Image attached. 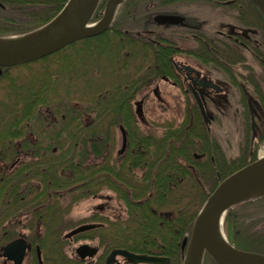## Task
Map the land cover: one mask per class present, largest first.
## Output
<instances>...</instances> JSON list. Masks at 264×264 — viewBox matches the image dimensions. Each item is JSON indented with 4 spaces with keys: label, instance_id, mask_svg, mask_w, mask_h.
Wrapping results in <instances>:
<instances>
[{
    "label": "trees",
    "instance_id": "1",
    "mask_svg": "<svg viewBox=\"0 0 264 264\" xmlns=\"http://www.w3.org/2000/svg\"><path fill=\"white\" fill-rule=\"evenodd\" d=\"M65 2L66 0H0V36L26 33L43 25L61 9ZM104 2L103 0L99 1L90 21L93 22L100 17ZM134 2V0H126L120 3L111 24L104 32L79 39L37 60L53 65L57 63L54 74L66 73L65 75H69V77L72 73L71 66H74L72 61L74 52L85 50L90 51L85 54L88 57L91 56L99 64L107 63V65L113 66L120 61L138 55L141 59L152 61L154 65L159 63L165 65L170 55L168 48L146 46L143 41V43L136 44L135 42L142 37L121 31L126 23L133 22L134 17L135 23L139 19L140 21L145 19L143 14H136ZM249 4L255 19L249 25H253L252 27L259 31V36L254 37L256 42L251 45L252 55L260 63L263 75L264 17L252 2ZM201 50H205L207 54L202 52L203 60H212L213 55L205 43L201 44ZM223 56L221 58L226 59ZM86 62L87 60L80 62L81 68L80 71H76L77 75H87V71L82 67ZM29 63L18 65H28ZM220 64L227 71L231 70L222 63ZM11 67H15V65L2 67L0 79L6 74V69ZM58 70L60 74L57 72ZM160 76L171 75H111L112 84L94 100L96 104H93L92 108L97 113L89 125L82 121L79 122L80 118L73 108L64 111L59 109L58 112L66 114L58 116V127L53 125L54 127L48 129L42 123L41 129L38 130L33 125L31 129L33 134H36L35 137H38L39 142L35 141L32 144L28 140L16 142L17 144L13 143L12 139L22 134L21 123L25 119H35L34 114H31L35 108L38 110L42 104H62L63 98L50 97V88L46 84L42 85L37 92L31 90V86L28 84L19 90L12 84L10 85L13 88L8 86L9 93L5 95V98L9 102L10 109L6 110V113L0 118V162H4L8 157L12 158L13 155L15 157L22 155L23 144L26 148H34L35 153L29 157L30 162L20 163L13 172H8L5 165L0 171V246L15 237L17 229L14 225L16 220L13 219L23 212L27 210L31 212L35 205L43 203L40 205L43 207H39L37 210L36 217L41 221L45 219V227L48 229L49 226L54 225L56 217L59 221V216L55 215L57 207L56 205L52 206L49 199L55 202L57 196L67 194L71 196L70 201L72 202L80 197L95 195L104 182L108 181V186L125 206L127 217L124 225H121L120 221L109 222V229L99 227L75 237H84L89 232L103 233L101 241L105 243V248L119 246L138 252L158 248L156 241H166L170 264H182L184 253L180 249V243L185 234H190L193 219L203 201L221 179L250 161L243 162V164L240 162L234 166V162L230 163L225 160L219 151L216 152V146H213L216 144L209 139L198 114L195 111H189L182 124L176 128L168 126L159 136L153 133L146 135L139 132L138 150L136 153L129 152L118 165L115 161H113V165L103 164L101 159L104 151L102 142L103 113L108 112L111 117L109 121L112 123L121 111L128 119L127 116L131 114V101L136 97V93L149 87L151 81ZM241 77L256 88H260L259 83L254 80L252 75H241ZM55 79L49 84L50 87H53ZM261 80L263 81L264 77ZM233 83L237 84L236 80H233ZM24 91L27 97L23 98L19 93ZM27 92H29L28 95ZM260 94H262L261 91ZM261 99L264 100V95L261 96ZM19 109L22 113L21 116ZM12 111L15 118L13 122L3 123L2 119L7 114H10L11 117ZM39 117L40 114L36 116V119ZM53 119L52 122L55 123ZM190 120H193V127L188 126ZM194 139L199 142V145H202L201 151L209 153L212 159L209 158V161L207 159L201 163V159L193 156L194 146L198 145ZM131 143L134 145L133 141ZM116 169H119L118 172L122 177V186L120 187L114 181L103 177V172L113 173ZM132 170H141V174L139 176L132 174V180L125 179L124 175L130 174ZM29 175L35 179L38 178L40 185L32 187L28 184L27 186V182L24 180ZM198 177L206 180L212 179V188L208 193L204 194ZM185 197L188 199L184 204H181ZM195 201L196 203L201 202V205L193 212L195 206L190 208V204ZM165 207L171 209L170 213H160L161 209H165ZM259 208H264V194L246 199L228 208L222 228L229 243L243 250L254 252L264 250V228L256 229L254 224L243 225V219L254 217L250 215H253L252 212L258 213ZM3 221L7 224H4ZM19 224L17 221V225ZM164 233H167V237L164 236ZM158 234L160 237L155 239V235ZM65 240L67 239L60 236L55 237L49 247L50 261L43 258L44 264H76L72 259L65 257L66 255H63L61 249L55 248L58 247L55 244L61 246ZM45 241H47L45 235L37 240L42 252ZM213 264H215L214 261Z\"/></svg>",
    "mask_w": 264,
    "mask_h": 264
},
{
    "label": "rangeland",
    "instance_id": "2",
    "mask_svg": "<svg viewBox=\"0 0 264 264\" xmlns=\"http://www.w3.org/2000/svg\"><path fill=\"white\" fill-rule=\"evenodd\" d=\"M224 1L226 0H220V1H216L215 3H211L210 1L207 0H187V2L185 3L178 2L177 4L176 3H171V5L167 4V11L169 12L177 11V13L183 15L184 17L183 20L184 23L180 25L183 27L176 28L175 30L177 31L178 35L171 38L172 41H174L175 44L178 45V48L176 49L177 52L181 51L182 49H187V50L189 48L190 50L197 49L196 40H194L193 36H191L195 32L194 29H191V31L188 30L185 31V27H186L185 23L187 18L189 19V24H192L196 27L197 32L195 33L197 34V38H200L203 32L208 36L217 38L218 34L216 33V31L225 30L226 27L225 25L227 24L242 25L237 21L235 17V15L237 14V10H233L231 7L225 6L223 4ZM246 5L250 9V21L247 23L250 24L251 22H254L255 19L251 13L250 4L246 3ZM257 11L260 13L258 9ZM155 13H157V10L156 12L153 11L151 14H155ZM151 28L155 31L158 30L161 33H165L164 32L165 29L169 27L167 26L166 28V25H160V26L158 25ZM252 28L248 30L249 32L251 31V33L253 34L254 30H251ZM140 33L142 39L148 37L149 35L153 39L157 38V36L155 37L151 35L152 32L150 34L149 32H140ZM251 37L253 40L255 35H252ZM197 50H199V48ZM88 52L90 51L85 50L77 53L74 52V55L72 57L74 59L72 60L74 66L73 67L71 66L72 73L70 77L69 75H65L66 73L60 74L59 70L57 72L60 75L54 74V68L55 66L57 67V63L53 65L51 63L48 64L47 62L42 63L39 60L30 62L28 65L16 64L15 67L6 69L5 71L6 74L3 75V78L0 79V118L3 116L4 113H6V110L10 109L8 104L9 102L5 98V95L9 93L7 91L8 86L9 88H13L10 84L17 87L18 90L21 87L25 88L26 85L28 84L31 86L30 87L31 90L36 92L42 85L46 84L50 88L49 91L50 97L58 96L63 98L62 104H52V105L42 104L41 106L38 107V110L35 108L31 112V114H34L35 119L36 116L40 114L42 121L40 117L37 118L36 120L33 118H31L30 120L25 119V123H23L24 130L20 128L22 134L19 135L18 137L13 138L12 139L14 140L13 143L21 142L22 139H24L25 137V132L27 133V135H29L30 133L31 136L35 137L36 134L34 135L32 133L33 130L31 129L33 125L38 130L41 129L40 125L42 123L48 129L49 127H54L53 125H55V127H58L57 124L58 116H65L66 114L65 112H58L59 109H62L64 111L66 109L68 110L70 108H73L74 112L78 114V117L80 118L79 122L80 121L83 122L95 117L97 111L92 107L94 106L93 104H96V102H94L96 96L100 95L104 89L109 88L110 84H112L113 82V78L111 77V75H114L115 72L119 73V70H115L112 67V72H111L110 66H108L107 63H103V64L96 63L91 56L88 57L86 55ZM181 53L182 52L177 53L176 55V58L178 60L181 61L186 60L192 65L201 68L203 71L207 73H211L212 77L218 78L222 83H224L225 81L227 82L229 79L233 77V75H223L222 72L218 70V68L212 65H206V64L204 65L201 62H199V60L191 56H185L184 54ZM254 58L255 57L250 56L249 52H246L245 59L243 60L244 63L242 64V66L239 63L236 64L234 68V70L238 73V75H236L237 77L234 79L236 80V82H245V80L241 77V74H244L242 76L252 75L255 81L258 80L255 79V77L258 74H261L262 68L261 65H259L257 60H255ZM132 59H133L132 63L128 64L129 65L128 74H131L134 71V69L136 70L137 67H139L137 63V57L135 56ZM85 60H87V62L82 67L87 71V75L79 76L76 74V71H80L79 70L81 68L80 62L81 61L85 62ZM159 66H161L160 63ZM120 67L121 65L118 66V68ZM247 67L248 68L252 67V70L247 69ZM139 71L142 72L145 71V69H140ZM255 73L256 75H254ZM261 77H264V74L260 75L259 78L260 82H261ZM54 78L56 79L55 82L53 83V87H50L49 84L52 83V80ZM158 79L159 77L155 78L154 80H158ZM154 80L151 81L149 87L141 91H138L136 93V98H138L142 94H146L147 92H150L149 90L153 88ZM158 83H159V90L161 91V96L163 98L162 100L166 102L168 101V103L166 105L157 101L156 98L153 96V94L150 92L147 95L145 108H146V117L149 119V121H151V124L153 126H149V127L143 125L139 126V131H141L142 133L149 131L150 133L153 132V134L157 136L161 135L162 132L166 130L168 126H171V128L178 127L180 124H182V122L185 121L186 116L188 114L185 109L186 101L182 96L180 90L166 81L158 80ZM237 86L238 84L236 85L233 83V85L231 86L225 83V88H226L225 91L227 93L228 105H226L224 110L222 108L220 112H217L213 107L210 108L211 113L214 114L216 118L215 121H213L210 124L211 131L210 134L208 135L209 139H211V141H213V143L216 144L213 145L216 146L215 147L216 152L219 151L220 155L221 156L223 155L225 157V160H228L230 163L234 162V166H237V164H239L240 162L243 164V162L245 163L251 160L253 161L258 156L262 154L264 155V127L262 126L261 123V117L257 116V113L261 114L260 109H262V111L264 112V100L262 101L261 99V96L264 95V88H256L253 85L256 91L257 92L261 91L262 94H260V98L257 97L259 103L256 102L258 106L254 108L255 111L254 117L256 119L255 122L257 124V128L252 132L249 123V109L246 106L247 103L244 100V98H243V105L239 104L238 100L240 96H239V91L236 88ZM259 86L261 87L260 84ZM246 89H248L251 95L250 96L251 103L255 104V101L257 100L256 94H254L251 87H247ZM28 94L29 92H27V95ZM19 95H21L23 98L27 97L25 91L23 93H19ZM250 97L248 98V101L250 100ZM258 107H260V109ZM19 114L20 116L22 114L20 109H19ZM13 115L14 114L12 111L11 117L10 114H7L2 119L3 120L2 122L3 123L8 121L13 122V120L15 119ZM110 118H111L110 115H107V119L110 120ZM52 119L55 120V123L52 122ZM103 119L105 120V112L103 113L102 122ZM32 122L34 123L31 125ZM102 129L104 131L105 129L108 131L109 134L108 139L110 140V142H113L110 145V147H112L111 149H113V152H115V150L120 145V142H118L117 139L118 134L116 132V128L110 126L104 127L102 123ZM129 130L131 131V128H129ZM133 130H136V128H133ZM214 139L216 143L214 142ZM194 141L196 142L197 140L194 139ZM198 145L194 146V150H195L194 152L197 154H202L203 157L200 162L201 163L205 162L207 161V159L209 161L210 158L209 153L202 152L201 151L202 145L199 146ZM111 155L112 154H110L109 156L111 157ZM14 157L15 156L13 155L12 158ZM12 158L8 157L4 160V162L2 161L3 163L0 162V171H2V167H4V165L6 167H9ZM25 161L30 162L31 160L29 158H26ZM213 161L215 162L214 159ZM20 163L21 161L18 160L15 162V165L16 164L18 165ZM132 174L134 176H138L141 174V170L138 171L132 170L130 174L124 175L125 179L132 180L133 177ZM198 178H199L198 180L199 184L201 185L204 194L208 193L212 188V179L206 180L205 178H200V177ZM24 182H27L26 183L27 186L29 184L30 186L35 187L36 179L29 175V177H27L24 180ZM100 195L101 196L108 195V197L111 198V202H109L108 207L105 205V202H103V197H100ZM59 197L57 196L55 198L56 200L55 202H52V199H49V203H51L52 206L56 205L57 207L56 210L57 212L55 215L59 216V221H57V217H56V221L54 225L49 226L48 229L45 227V222H46L45 219L44 220L42 219L41 221L36 217L37 210L39 209V207H43L40 206L43 205V203L39 205H35L33 211L30 212L29 210H27L26 212H23V214L13 219L16 220V224L14 225L15 228L17 229V233H24L27 239L33 244L34 243L38 244L37 242L38 238L39 237L41 238L45 235L47 241H45L43 244V252L41 251L42 252L41 257L46 259V261L48 262L50 261L49 247L50 245H52V242L54 241L55 237L60 236L63 239H65L63 237L64 233H66L69 229L73 228L74 226L83 223L100 222L103 224L102 226L103 228L109 229L110 226L109 222L120 221L119 223L121 225H124V221H126L127 214H126L125 206L123 202L118 199L115 192H113L112 190L101 187L100 190H98L97 194L90 195L87 197L85 196L80 197L77 200H72V202L70 201L71 196H68L67 194L63 196L59 195ZM187 199L188 198L186 197L185 199H182L181 204H184V202H186ZM99 204H104L106 208L102 211H99V209L96 208V206ZM200 205L201 202L196 203L195 201L190 204V208L195 206V208L193 209L194 212L199 208ZM170 210L171 209L165 207V209H161L160 213L162 212L170 213L169 212ZM252 214L253 215L250 216H254V217L252 218L246 217L243 219L244 222L243 225L248 226L250 224H254V228L256 229L264 228V208L262 209L259 208L258 213L254 214V212H252ZM17 221H19L20 223L19 225H17ZM5 222H7V220H5ZM5 222L3 221L4 224H7ZM222 224L221 227H223ZM222 233L223 235H225L223 228H222ZM82 242L84 241L67 239L63 241L61 246L55 244V246H58L55 248L61 249L64 256L66 255L67 257L71 258L73 257L74 247H76L78 244ZM263 252L264 250L258 253L264 254ZM211 259L212 258L207 254L202 258L201 264H213V259L212 260ZM25 263L36 264V261H34V259H32L29 256L25 258ZM79 264H83V263L79 262Z\"/></svg>",
    "mask_w": 264,
    "mask_h": 264
},
{
    "label": "flooded vegetation",
    "instance_id": "3",
    "mask_svg": "<svg viewBox=\"0 0 264 264\" xmlns=\"http://www.w3.org/2000/svg\"><path fill=\"white\" fill-rule=\"evenodd\" d=\"M124 1L126 0H123L122 2ZM134 1L136 5V8H135L136 14L137 15L143 14L145 19L142 21H140L139 19L138 22L135 23L134 22L135 17H134L133 22L126 23L124 27L121 29V31L131 33L138 37H142L140 32H149V34L152 32L151 35L155 37L157 36V38L153 39L149 35L143 40L140 39L139 41H136L135 43L138 44V42L141 43L143 41L146 44V46L164 47L166 49L168 48L170 55L168 56L167 58L168 61H166L165 65L161 64V66H159V64L154 65L152 61L146 60L145 58L141 59L137 55L136 57H137V63L139 67H137L136 70L134 69V71L131 74H128L129 73L128 64L132 63L133 61L132 58L125 60V61H120L119 63H116L113 66L108 65L110 66L111 72H112V67H113V69L119 70V73L115 72L114 75H171V76H160L158 80L166 81L170 83L172 86L180 90V92L182 93V96L187 102V103L185 102L186 111L187 112L195 111L196 114H198V117L200 119V122L203 128L207 131V134L209 135L211 131L210 124L213 121H215V118H216L215 115L211 113L210 108L213 107L217 112H220L222 108L224 110L226 105H228L227 104L228 103L227 93L225 91L226 90L225 83L231 86L233 85V80L237 77L236 75H238V73L234 70V68L237 63L241 64L242 66V64L244 63L243 60L245 59L246 52H249L250 56H253L251 45L255 43L256 41L254 40V38L252 40L251 36L255 35V37H258L259 31L257 28L256 29L254 27L252 28V26L247 24L250 21V12H249V8L247 7L246 3H249V2L251 3V1L250 0H226L223 2L225 6L231 7L233 10H237V14L235 15V17L237 21L242 25L227 24L225 25L226 26L225 30H217L216 33L218 34L217 36L220 39L218 37L214 38V37L208 36L207 34H204V32L200 36V38H197V34L195 33L197 32L196 27L192 24H189V19L187 18L186 23H185L186 24L185 31L186 30L191 31V29H194L195 32L191 36H193L194 40H196L197 49L199 48V50L197 49L190 50L189 48L188 50L182 49L179 52H177L176 50L178 48V45H176L175 42L172 41L171 38L178 35L177 31L175 30L176 28L183 27L180 25L184 23L183 21L184 17L183 15H180L179 13H177V11L176 12L167 11V4L168 5H171V3L177 4L178 2L185 3L187 2V0H134ZM207 1H210L211 3H215L216 1H220V0H207ZM156 10H157V13L159 14L157 13L151 14L153 11L156 12ZM167 14L180 16L181 18L176 23H167L166 18H160V16H167ZM158 25L159 26L166 25V28L167 26L169 28H167L168 30L165 29L164 31L165 33H161L158 30L155 31L151 28V27L158 26ZM250 28H252L251 30H254L253 34L251 33V31L249 32L248 29ZM202 43H205V45H207V49L211 51V55H213L212 60H207V61L203 60L202 52L204 54H206V52L205 50L204 51L201 50ZM180 52H182L181 54H184L185 56H191L199 60V62H201L204 65L205 64L212 65L218 68V70L221 71L223 75H233V77L229 79L227 82L225 81L224 83H222L218 78L212 77L211 73H207L203 71L201 68L192 65L186 60H183V61L178 60L176 58V55L177 53H180ZM222 56L226 57V59H222L221 58ZM220 63H222L226 67H229L231 70L227 71ZM120 65L121 67L118 68V66ZM140 69H145V71L141 72L139 71ZM247 69L252 70V67L251 68L247 67ZM241 75H244V74H241ZM254 75H256V73ZM258 75H262V71H261V74H258ZM257 76L255 77V79H258L257 82L261 85L260 88H264V80L263 81L261 80L262 82L261 83L259 79L260 76L259 77ZM158 80H155L153 82V88H151V90L149 91L153 94V96L156 98L157 101L167 105L168 101L166 102L162 100L163 98L161 96V91L159 90ZM248 82H249L248 80H245V82H237L238 86L236 88L239 91V96H240L238 100L239 104L243 105V102H242L243 98L247 103L246 106L249 109L250 128L253 132L257 128V124L255 122L256 119L254 117L255 116L254 108L258 106L256 102L259 103V100L257 99V97H260V92H257L253 84L250 82L248 83ZM247 87H251L254 94H256L257 100L255 101V104L251 103V97H250L251 95L248 89H246ZM150 92H147L146 94H142L138 98L135 97L131 101V114L127 116L129 117L128 119L124 117V114L121 111L120 114L117 115L116 120H114L112 123V121H109L107 119L108 112L105 111V120L103 119V122H102L103 126L104 127L110 126V127L116 128V132L118 134L117 139H118V142H120V145L115 150V152H113V149H111L112 147H110V145L113 142H110V140L108 139L109 137L108 131L106 129L105 131L102 129V133H103L102 142L104 144V149H103L104 151L102 153L103 157L101 156V159L104 162L103 164L107 163V165H113L114 164L113 161H115L116 164L118 165V163L122 161L123 157H125L129 152L136 153V151L138 150L139 132H141L139 131V126L140 125L148 126V127L153 126L151 124V121H149V119L146 117V108H145V104L147 101V95ZM249 97H250V100L248 101ZM137 107H139V112L140 110L142 112V115H141L142 119L136 113ZM201 108L205 112V118L203 114H201ZM258 108L260 109V107ZM260 112L261 114L257 113V116L261 117V123H262V126L264 127V112L262 111V109H260ZM83 122L86 125H89L92 122V119H88ZM23 123H25V121L21 123V126H20L21 128H23L24 126ZM188 126H191V127L194 126L193 120L189 121ZM129 128H131V131L129 130ZM133 128H136V130H133ZM144 134L148 135L150 134V132L146 131L144 132ZM37 138L38 137L31 136L30 133L29 135H27V133L25 132V137L24 139H22V141L28 140L32 144L35 141L39 142ZM131 141H133L134 145L131 143ZM196 142L199 143L198 141ZM22 149L24 151L22 155L18 157L17 156L14 157V159L11 160L9 167L5 166L8 172H13L15 169L18 168L19 164L15 165L16 161L19 160L21 161V163L27 162L25 161V159L33 156V154L35 153V151L33 150L34 148L32 147L26 148L25 144H23ZM110 154H112L111 157L109 156ZM193 156H195L197 159H202L203 157L202 154H196V153H193ZM210 158L212 159V157ZM119 169L121 170L120 167ZM119 169L114 170L113 173L110 171L103 172V177L105 179L114 181V183H116L118 187L122 186L121 184L122 177L120 176V173L118 172ZM134 171H138V170H134ZM137 179H140V178L137 177ZM102 180L104 182V179ZM39 182L40 180L37 178L36 184H35L36 187L40 185ZM101 187L111 190V188L108 186V181H105ZM100 197H103V202H105V205L108 207L109 202H111V198H109L108 195H104V196L100 195ZM105 205L99 204L96 206V208L99 209V211H102L106 208ZM162 213H166V212H162ZM102 226H103L102 223L96 222V226L94 228L87 229L83 232H78L70 237V239L83 240L84 242L82 243H85L89 245L90 247H93L95 250L92 255L81 256L76 251V247L80 245L81 244L80 243L76 247H74L73 257L71 258L67 256L66 257L69 259H72L74 262H76V264H79V262L83 264H133V262L128 260L127 257L120 255V254H115L111 259H108V256L113 249L115 248L127 249V248L119 247V246L110 247L108 249L105 248V245H104L105 243L101 241L102 236L104 235L103 233L89 232V233H86L84 237H80V236L75 237L76 235L85 233L87 231H90V230H93V229H96ZM20 235L21 233L16 234L17 237ZM164 236L167 237V233H164ZM186 236L188 237V235ZM159 237H160V234L155 235V239H158ZM29 243L31 247L25 254L21 264H26L25 258L29 256L32 259H34V261H36L37 263V255L35 253V248H34L35 244L33 245L32 242H29ZM156 243L159 246L158 248L147 250V251L138 252V251H131L129 249L127 250L130 252L136 253V254H146V255L161 257L162 262L157 263V264H170V257L167 255V247H166L167 242L166 241L165 242L156 241ZM163 243H165V246H163ZM181 243H182V240H181ZM181 243H180V249L181 251H183V253H185V248L181 247ZM206 255L207 254L204 253L203 257ZM0 258H1L0 264H12L11 260L2 258V257ZM135 264H148V263L137 262ZM149 264H152V263H149Z\"/></svg>",
    "mask_w": 264,
    "mask_h": 264
},
{
    "label": "water",
    "instance_id": "4",
    "mask_svg": "<svg viewBox=\"0 0 264 264\" xmlns=\"http://www.w3.org/2000/svg\"><path fill=\"white\" fill-rule=\"evenodd\" d=\"M100 0H66L62 8L43 25L22 34L0 36V74L2 67L31 62L51 54L79 39L104 32L112 22L115 10L122 0H106L100 17L91 22V17ZM264 17V0H250ZM167 23H176L180 16L167 14ZM165 19V20H166ZM136 113L142 119L139 107ZM205 118V112L201 108ZM264 194V155L243 165L221 179L206 197L196 213L190 235L183 237L185 248L182 264H201L203 253H207L216 264H264V254L242 250L230 244L222 233L224 215L232 205ZM95 223L80 224L64 234V237L94 228ZM30 244L20 235L0 247V256L21 264ZM94 248L80 244L76 251L81 255H92ZM37 264H43L36 246ZM115 254L127 257L133 264L146 262L157 264L161 257L136 254L127 249H113L108 259Z\"/></svg>",
    "mask_w": 264,
    "mask_h": 264
}]
</instances>
